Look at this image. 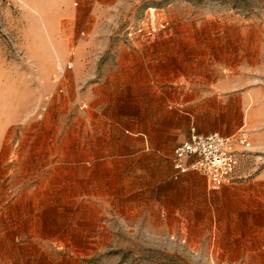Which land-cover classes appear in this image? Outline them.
Here are the masks:
<instances>
[{
    "label": "rangeland",
    "instance_id": "rangeland-1",
    "mask_svg": "<svg viewBox=\"0 0 264 264\" xmlns=\"http://www.w3.org/2000/svg\"><path fill=\"white\" fill-rule=\"evenodd\" d=\"M106 4L0 0V114L44 113L64 148L59 169L11 183L0 173V194L6 185L16 194L0 199V264H264L261 214L254 229L222 230L205 177H172L183 118L169 105L195 80L201 93L213 78L231 93L260 90L256 126H246L260 146L243 164L264 167V0ZM153 27L158 39L136 40ZM156 55L160 71L172 60L186 69L174 92L148 75ZM68 62L61 89L56 70Z\"/></svg>",
    "mask_w": 264,
    "mask_h": 264
},
{
    "label": "crops",
    "instance_id": "crops-1",
    "mask_svg": "<svg viewBox=\"0 0 264 264\" xmlns=\"http://www.w3.org/2000/svg\"><path fill=\"white\" fill-rule=\"evenodd\" d=\"M96 1L98 7L106 8L108 0ZM161 27L165 28L166 32L171 30L168 24H165V27L161 25ZM147 34L146 37L142 36L136 40L140 43H148L158 39V30L155 27L151 28ZM76 56L79 64L80 57ZM173 56L174 54H172ZM158 63L157 55L154 59L151 58L149 77L152 80L155 78L158 83V78L165 76L169 87L173 86L174 92L175 78L176 76L177 78L185 76V67L176 70L174 60H172L171 64H167L166 68L160 71ZM71 70H67L64 77L59 80V84L62 85L61 89L66 88V83L62 84V82L66 81V74L68 76ZM196 78L199 79V77ZM152 80L150 92H158V85L153 87ZM200 81L195 80L191 83L188 98L177 101L173 97L172 100H169L173 117L178 112L183 118V123L177 127L179 142L173 147L170 157L173 178H177L172 169L174 149L189 137L192 127H195L201 134L217 132L231 135L240 128L248 126L253 129L256 126L252 125L253 113L249 109L262 95L260 90L253 89L250 93L246 91L231 93L229 80L217 81L213 78L207 83L209 88L201 93L203 89L200 86L204 85V82ZM30 115V108L27 105L14 117H11V114L7 115L9 117L0 114V173L11 174L8 183H11L12 180L15 181L17 173L43 174L48 170L59 169L64 164L62 159L64 156L63 138L57 128L54 124L47 126L48 119L44 113H39L37 116ZM142 136L145 137L143 134ZM250 137L252 149L259 147L260 141L257 135L252 133ZM261 146L264 147V142L261 143ZM93 150H91L92 155ZM249 155L239 156L232 180L214 191L219 197L220 213L218 217L222 222V230L254 229L256 213L261 214V220L264 221V167L243 164ZM36 176L40 177L41 175ZM205 186L208 189L207 184ZM9 188L14 189L13 186L6 185L0 194V199L5 203H13L16 199L15 193L12 196L7 194Z\"/></svg>",
    "mask_w": 264,
    "mask_h": 264
},
{
    "label": "built area",
    "instance_id": "built-area-1",
    "mask_svg": "<svg viewBox=\"0 0 264 264\" xmlns=\"http://www.w3.org/2000/svg\"><path fill=\"white\" fill-rule=\"evenodd\" d=\"M72 67V62H68L65 67L57 68L58 81ZM251 150L252 141L247 128H240L231 135H223L217 132L201 134L192 127L189 137L174 149L172 169L176 175L189 171L202 174L208 189L215 191L232 180L239 156L250 154ZM7 194L12 196L14 190L7 189Z\"/></svg>",
    "mask_w": 264,
    "mask_h": 264
}]
</instances>
